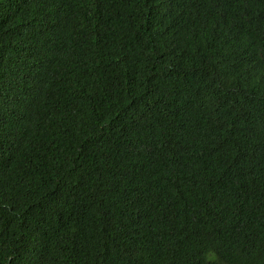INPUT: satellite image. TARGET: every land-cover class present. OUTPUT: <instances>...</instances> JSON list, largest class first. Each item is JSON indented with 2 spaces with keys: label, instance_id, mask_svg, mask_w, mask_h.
I'll use <instances>...</instances> for the list:
<instances>
[{
  "label": "trees",
  "instance_id": "16d2710c",
  "mask_svg": "<svg viewBox=\"0 0 264 264\" xmlns=\"http://www.w3.org/2000/svg\"><path fill=\"white\" fill-rule=\"evenodd\" d=\"M0 264H264V0H0Z\"/></svg>",
  "mask_w": 264,
  "mask_h": 264
}]
</instances>
